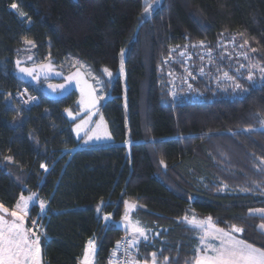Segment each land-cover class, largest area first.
Instances as JSON below:
<instances>
[{"label":"trees","instance_id":"16d2710c","mask_svg":"<svg viewBox=\"0 0 264 264\" xmlns=\"http://www.w3.org/2000/svg\"><path fill=\"white\" fill-rule=\"evenodd\" d=\"M151 1L0 0V204L10 211L33 193L44 202L43 264H78L92 239L95 263L106 264L127 235L119 226L125 201L135 205V220L159 231L140 253L157 251L168 264L194 262L190 216L240 227L238 238L264 250L257 229L264 217L249 213L264 209V79L242 85L236 98L206 78L194 83L197 100L175 101L168 91L182 71L180 52L198 61L196 51L219 49L233 35L232 48L247 40L257 49L248 52L252 61L264 67V0H160L146 15ZM26 40L35 60L75 58L101 79L111 143L84 147L74 137L65 112L77 111L75 91L50 98L15 74ZM29 96L35 100L25 104Z\"/></svg>","mask_w":264,"mask_h":264},{"label":"rangeland","instance_id":"374dc122","mask_svg":"<svg viewBox=\"0 0 264 264\" xmlns=\"http://www.w3.org/2000/svg\"><path fill=\"white\" fill-rule=\"evenodd\" d=\"M148 2V0H146ZM151 10L155 9L160 5V0H153L151 1ZM12 10H16L11 8ZM222 40V39H221ZM225 40V39H223ZM229 40V39H228ZM225 40L220 42L219 49H201L200 52H197L198 61H193L192 59L187 63L182 62L183 67H181V72H177L171 75V80H169V94L175 101H182V100H197L200 98V94L196 93L194 89V83L198 82L200 78H206L211 80L210 82L214 81L216 84V88L219 92H222L225 95L228 93L231 95L230 97L236 98L237 96H241L244 93V90L236 89L234 90L232 87V81L227 80L224 77V73H228L229 76L233 77L234 80L241 85H252L257 86L264 78L261 77V74L258 69H253V81L249 82L247 80V75L249 72L248 64L249 61L245 60L242 53L246 51V49H242L239 46L232 48V42ZM33 47L29 44H25L22 50L21 56L15 61V74L20 77L26 83H32L37 85L38 88L47 96L52 97L54 99H59L65 96L70 92H76L77 98V111L72 112L71 110H67L65 112L66 117L69 121L73 122L72 133L75 138L81 139V144L84 147H88L89 145H100L101 143L107 144L112 140V135L109 131L107 121L104 119L101 109H100V102L105 101L106 97H104V91L102 86V81L99 77H96L94 74H91L89 69L87 68L85 63H82L80 60L69 57L68 59L62 61L58 65L53 64L51 61L47 60L48 58L44 59H34V54L32 53ZM249 55V54H248ZM196 59V58H194ZM165 63L166 57L162 59ZM17 61H20V67H27V68H35L37 72L40 73L37 79H33V77L28 76L19 71L17 67ZM75 61H79L80 63H75ZM83 64L85 67H81L80 64ZM252 63H254L252 61ZM243 64L244 67L241 68L240 65ZM46 66L43 70H41L40 66ZM105 76L108 78L104 72ZM35 75V73H34ZM73 77V79L68 80V77ZM122 81L124 87L125 84V73H123ZM47 77V78H45ZM95 77V79H93ZM100 80L101 83L97 84L96 80ZM243 79L241 82L240 80ZM207 80V81H208ZM79 82V83H78ZM50 85L52 87H50ZM58 85H65L64 89L56 87ZM191 85V87H189ZM208 85V84H207ZM55 88V90H53ZM181 88V89H180ZM243 88V87H242ZM95 89L93 95L99 97L102 96L103 99H97L95 106H92L90 103L91 97L89 95L92 90ZM246 89V88H243ZM184 96L182 100L180 97ZM110 97H107L109 100ZM25 100V99H24ZM23 100V102H24ZM27 100V99H26ZM20 101V100H19ZM31 101V100H30ZM29 101V102H30ZM21 102V101H20ZM71 112V116L69 115ZM101 118H103L101 120ZM80 125L78 131L77 126ZM264 129V126H263ZM105 133L107 135H105ZM96 135L100 136V139H96ZM92 139H89V137ZM110 137V138H108ZM126 148V154L130 155L129 153V144L123 143ZM73 152V151H71ZM26 197V196H25ZM18 203V202H17ZM10 209L8 215H1L4 216L5 220L8 223L16 222L15 218L11 216V211L16 208V205ZM129 205H134L133 203H128ZM33 206L38 207V211L36 213V218L34 220H30V210ZM135 207L127 209L128 212V219H123L120 221L119 226L122 227L126 234L130 235L135 239V248L133 251V264H153V253L156 254L155 264H165V258L159 259L160 253L157 251L150 252L148 254L140 253L139 249L141 245H150L153 243V240L158 236V229L156 231L153 229H145V226L135 222L132 218V213ZM262 210V211H257ZM126 211V207H125ZM45 208L41 210L40 203L36 200L33 196V200L29 202V207L27 209V215H25L23 227L25 229H33L37 230V235L40 236L41 241V234L42 230L40 227V219L44 218ZM251 215H257L264 217V209H252L249 212ZM20 211L17 210V215H20ZM125 216V215H124ZM195 218L196 221H207L202 219L198 216H190L187 217V220L184 218L185 223L195 231L196 236V248L199 246V236L200 232L199 229L196 228L195 225L190 224L188 221H191ZM38 222H37V221ZM35 221V226L32 225ZM145 230V235L148 237L147 240L144 237L140 236L139 233H135L131 229V225H137ZM263 224H259L257 229L264 235V230L260 228ZM206 227V225H205ZM31 239H35V237L31 236V232L28 233ZM127 236V235H126ZM93 242L92 248L94 249V253L92 257H88V264H96L95 253L97 247L95 246L94 239L90 240ZM195 248V249H196ZM159 251V250H158ZM195 252V250H194ZM84 255V252H83ZM81 256L79 259L78 264H85L84 256Z\"/></svg>","mask_w":264,"mask_h":264},{"label":"snow or ice","instance_id":"6c2138e0","mask_svg":"<svg viewBox=\"0 0 264 264\" xmlns=\"http://www.w3.org/2000/svg\"><path fill=\"white\" fill-rule=\"evenodd\" d=\"M13 9H18V5L16 3L11 4L10 6ZM152 5L149 4L147 7L144 8V13L146 15H151ZM21 16L24 15L23 12L19 13ZM223 37V33L220 34ZM243 35V33L239 34ZM236 35L231 37V42L236 43ZM25 43L35 47V44L30 41L26 40ZM200 47H204L203 41L199 42ZM195 47V45H193ZM240 48L246 49L242 53L245 60L249 61L248 68L249 72L247 75V80L249 82L253 81V69H258L261 77L264 78V67H261L258 63H252L253 57L248 55V52H256L257 49L249 48L248 41L244 40L243 44L239 45ZM123 56V54H122ZM75 63H80L79 61H75ZM81 67H85L82 63L80 64ZM17 67L19 71L33 77V79H37L40 75L39 72L36 71L35 68H27V67H20V61H17ZM41 70H43L46 66H40ZM241 68L244 67L243 64L240 65ZM103 71L111 76L112 73L107 69L104 68ZM35 73V75H34ZM120 73L123 75L124 73V66H123V58L121 59L120 65ZM224 77L232 81V87L234 90L241 89L246 91L247 89H243L242 85L234 80L233 77L229 76L228 73H224ZM47 78V77H45ZM68 80L73 79V77H68ZM95 79V77H93ZM79 83V82H78ZM97 84H100V80H96ZM50 87H52L50 85ZM61 89L65 88V85H58ZM191 87V85H189ZM55 90V88H53ZM92 92L89 93L91 100L90 103L92 106H95L97 99H103L102 96H95ZM30 100H35V97L29 96L27 100H24V103L27 104ZM67 111V110H66ZM71 116V112H69ZM103 118H101L102 120ZM261 124L264 125V121H261ZM81 126L78 125L75 131H78ZM246 131H253L251 129H246ZM105 135H107L105 133ZM110 138V137H108ZM89 139H92L90 136ZM96 139H100L99 135H96ZM9 161H11V157H7ZM161 164H164V161L161 160ZM261 165H264V160H261ZM41 168L47 171V168L44 164L40 165ZM258 170L264 171V168H259ZM35 194L29 195L25 197L23 194L20 196V199L16 205V208L11 211V216L15 218V221H19V223L12 222L8 223L4 216H0V264H40V236L37 235V230L33 229H25L23 227L25 215H27V209L29 207V202L33 200V196ZM126 205V212L124 219H128V212L127 209L135 207V205H129L127 201H125ZM40 208L43 210L45 208V204L43 201L40 202ZM17 210L20 211V215H17ZM99 211V209H98ZM262 211V210H257ZM0 212L5 214L9 213V210L5 208L2 204H0ZM187 220V217H185ZM105 220H108V217H105ZM190 224L196 226L201 233L199 236V246L195 249V256L193 258L194 264H264V250H261L258 247L253 246L252 244L246 242L242 238H238L236 234L242 233L243 229L237 227L235 225L231 226L230 229L225 230L216 227L212 221L211 217L207 219V221H196L193 218L191 221H188ZM35 226V221L33 222ZM206 225V227H205ZM260 228L264 230V225H261ZM131 229L135 233H139L140 236L144 237L147 240V236L145 235V230L140 228L137 225H131ZM29 232H31V236L35 237V239H31L29 237ZM136 243L135 239L129 241V245H134ZM93 242L89 241L88 246L85 248L84 253V260L85 264H88V254L92 248ZM119 247V244H118ZM115 255V251L113 252ZM153 264H155L156 254L153 253ZM165 262L168 264V258L165 257Z\"/></svg>","mask_w":264,"mask_h":264},{"label":"built area","instance_id":"2783aa9c","mask_svg":"<svg viewBox=\"0 0 264 264\" xmlns=\"http://www.w3.org/2000/svg\"><path fill=\"white\" fill-rule=\"evenodd\" d=\"M180 56L184 59V63H187L191 60L189 54H183L180 52ZM33 225V224H32ZM42 238V234H41ZM133 237L128 235L120 238L114 244V246L108 251L106 255V264H133V251L135 248L134 245H129V241H132ZM119 244V247H118ZM115 251V255L113 252Z\"/></svg>","mask_w":264,"mask_h":264},{"label":"crops","instance_id":"0c3cea01","mask_svg":"<svg viewBox=\"0 0 264 264\" xmlns=\"http://www.w3.org/2000/svg\"><path fill=\"white\" fill-rule=\"evenodd\" d=\"M107 100V98L105 99V101ZM108 143H111V141L110 142H108ZM135 210V209H134ZM134 210H133V212H134ZM108 217V220H105V217ZM106 216H104L103 217V222L104 223H106V222H108L109 220H110V217L108 216V215H106ZM133 218V217H132ZM133 220L135 221V222H137V223H139V224H141L142 226H144L141 222H139L138 220H135L134 218H133ZM122 228V227H121ZM123 229V228H122ZM145 229H148V228H146L145 227ZM124 230V229H123ZM149 230V229H148ZM197 244V243H196ZM196 248V247H195ZM194 254H195V252H194ZM193 264H194V262H193Z\"/></svg>","mask_w":264,"mask_h":264},{"label":"bare ground","instance_id":"6f19581e","mask_svg":"<svg viewBox=\"0 0 264 264\" xmlns=\"http://www.w3.org/2000/svg\"><path fill=\"white\" fill-rule=\"evenodd\" d=\"M89 242V241H88ZM88 242L86 243V245H85V247L84 248H86L87 246H88ZM84 253H85V249H84ZM93 253H94V249L93 250H90L89 251V254H88V257L90 258V257H92L93 256ZM84 256V255H83ZM84 259V258H83ZM85 261V260H84Z\"/></svg>","mask_w":264,"mask_h":264},{"label":"water","instance_id":"95a60500","mask_svg":"<svg viewBox=\"0 0 264 264\" xmlns=\"http://www.w3.org/2000/svg\"><path fill=\"white\" fill-rule=\"evenodd\" d=\"M0 214L1 215H8L9 213L8 214H5L3 212H0ZM39 259H40V264H43L41 250H40V258Z\"/></svg>","mask_w":264,"mask_h":264}]
</instances>
